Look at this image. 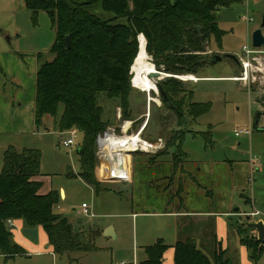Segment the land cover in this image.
I'll list each match as a JSON object with an SVG mask.
<instances>
[{
	"label": "rangeland",
	"instance_id": "374dc122",
	"mask_svg": "<svg viewBox=\"0 0 264 264\" xmlns=\"http://www.w3.org/2000/svg\"><path fill=\"white\" fill-rule=\"evenodd\" d=\"M19 1L0 0V84L4 90L9 89L12 92L18 89V83L14 79H20L23 72L25 77L21 79H29L27 67L33 64L31 59L36 57L38 66L52 59L50 48L55 39V29L49 16L40 11L33 20L31 13L23 8ZM216 13L219 17L218 28L224 31V34L219 45L212 37L208 40V55H238L243 45L251 43V33L259 27L264 36V24L261 27L264 20V0H231L228 6L220 7ZM105 15L112 16L108 13ZM147 58L154 65L152 57L148 55ZM132 65L133 63L129 69L131 90L128 93L129 119L135 121L132 130L137 131L146 119L142 137L149 141L161 138L164 145L169 138L174 140L172 137L175 135L185 133L181 150L185 155L177 153L178 160L175 164L172 148L152 160L149 158L153 153L128 154L131 167L129 181L100 182L106 189L95 194L76 176L79 172L76 148L81 141V134L78 133L75 145L63 147L59 144L57 131L51 126L52 119L46 116L41 127H35L38 135L26 141H33L34 148L40 151V169L41 173L47 176V182L55 188L62 186L66 191L65 200L59 201L55 211L59 212L61 209L73 222L84 223L83 232L94 225L98 228L115 225L119 234L115 238L98 234L91 240L94 244L91 250L53 256L47 250L48 245L45 244L43 234L32 239L23 230H18L19 232L13 233L12 239L15 243L23 237L37 245L38 249L24 247L25 254L13 258L0 256V264H120L122 261L129 264L134 259L139 263L140 246L152 243L157 236H161L169 244L191 234L201 235L203 238L204 225L209 224V221H188L185 228L176 230L175 226L164 227L161 220L163 218L139 214L132 222L131 218L124 214L129 208L137 212L163 210L167 206L177 209L181 205L179 198L184 199L182 202H185L186 209L198 211L236 212L237 209L250 213L259 210L260 215L251 216L249 220L246 219L249 214L242 217L224 214L213 217L211 221H216L218 237L223 245L226 244L224 247H228L227 258H230V264H264V249L258 261L253 262L247 250L241 251L242 245L236 230L229 227V223L244 224L248 230L245 232L247 236L257 240L256 230L247 224L257 222L253 220L258 217L264 222V107L261 103L264 93L256 91L264 89V84L256 82L255 87H252L253 91H249L237 81L224 79L239 75L240 67L234 61L224 58L219 62L209 63L195 75L197 78H204L195 82L179 79L185 85L184 92L176 94L175 100L173 99L174 105H179L183 100L184 106L179 105V117L175 111L162 103L158 91L148 93L131 85ZM257 79H261L259 75ZM96 98L103 109V120L109 122L107 128L118 132V101L108 98L104 92H98ZM149 98L157 99L158 102L150 101ZM189 99L190 102L208 104L209 110L196 118L191 116L187 111ZM62 109V104H59L58 115ZM240 129H248L249 134L235 136L234 131ZM101 138L102 133L99 139ZM16 140L22 139H16L10 133H0V172L3 152L9 142ZM120 168L123 171L122 176L127 177L128 171L122 156ZM72 173L76 174L75 177L68 176ZM106 175L107 173L102 174L103 177ZM95 179L98 181L96 175ZM177 185L182 188L181 195L173 196ZM183 188L186 190L185 195ZM162 190H165L166 197L163 196ZM82 202L90 207L89 211L95 214V217H90L81 210L79 212ZM85 235L89 241L88 234ZM134 244L138 245L136 251ZM200 246L210 259L214 253L222 250L218 243L211 242L209 246ZM170 255L173 256L171 250L166 253V264L172 262Z\"/></svg>",
	"mask_w": 264,
	"mask_h": 264
},
{
	"label": "trees",
	"instance_id": "16d2710c",
	"mask_svg": "<svg viewBox=\"0 0 264 264\" xmlns=\"http://www.w3.org/2000/svg\"><path fill=\"white\" fill-rule=\"evenodd\" d=\"M22 2L33 20L38 12L43 11L55 29V39L50 48L53 57L39 65L35 76V126L40 128L43 119L48 116L55 131L76 129L81 134L76 152L79 162L77 175L97 193L101 187L95 179L96 150L100 134L107 129L109 122L102 118L103 109L97 102L96 94L104 92L108 98L116 99L122 118L129 119V69L137 53L140 34L146 40L145 52L152 57L158 70L172 75H197L211 63L212 55L206 51L208 40L212 37L219 45L224 34L218 28L216 11L228 6L231 0ZM105 13L112 16L107 17ZM196 26L200 27L199 31ZM66 36L69 38L68 49L64 44ZM159 85L166 96L164 99L160 94L162 103L180 117L179 105L184 106L183 100L179 105L173 102L176 94L184 92V83L168 77ZM189 92L192 94V90ZM261 103L264 107V99ZM59 104L63 109L58 115ZM208 110V104L190 102L189 99L187 111L191 116L196 118ZM184 136L185 133H182L172 137L174 140L169 138L164 148L152 154L149 160L172 148L176 164V156L181 153L185 155V152H181ZM40 156V151L33 148L16 150L8 146L3 152L0 172V256L4 258L25 254L24 249L12 239L8 219L22 220L24 229L40 227L55 255L90 250L93 246L91 240L99 232L96 229L86 233L75 231L64 215L54 211L60 195L57 190L40 192ZM181 189L177 185L173 196L181 195ZM229 227L236 230L239 242L249 252L250 259L258 261L264 242L260 246L256 239L248 237L244 224L229 223ZM85 234H88L89 241ZM167 249L162 239H157L144 248L146 257L139 264H164ZM172 249L173 264H230L227 257L223 258L224 250L214 253L210 259L192 238L176 241Z\"/></svg>",
	"mask_w": 264,
	"mask_h": 264
},
{
	"label": "crops",
	"instance_id": "0c3cea01",
	"mask_svg": "<svg viewBox=\"0 0 264 264\" xmlns=\"http://www.w3.org/2000/svg\"><path fill=\"white\" fill-rule=\"evenodd\" d=\"M19 2H21V4L23 5L22 0H20ZM22 7L24 8V5ZM21 60L24 61V59L22 57H21ZM31 61L33 62V64H31L27 67L29 70L27 72V75H29V79H21V77L22 78L25 77L24 72H23L22 76L19 74L21 76V77L18 76L20 79H14L18 83V89L16 91L12 92L9 89L4 90L0 84V133H10L11 136H13L14 138H16V139L21 138L22 139V140H16V142H9L10 144H8V146H13L16 150H21L23 148L36 149V148H34L35 146H33L34 144H32L33 141H32V143L26 141V140H29L28 138L33 139L35 136L38 135V132L35 130L36 126L34 123V98H35V76H36V72H37V69L39 66L37 63L38 59L36 57L34 59H31ZM200 78H204V77L198 76L197 80H200ZM224 79L232 80V79H230V77L224 78ZM197 80H195V81H197ZM19 87H21V88H19ZM44 120H45V118L43 119V121ZM42 134H44V133H42ZM57 136H58V141L60 144L59 132H57ZM76 152H77V150H76ZM138 153H143V152H138ZM143 154H147V153H143ZM127 163H128V177L127 178H123L120 180H109V179L100 178L97 176L98 162H96V168H95L96 178L98 179L99 183L100 182L101 183H109L111 181H114V182L129 181L130 173H131V167H130V162L127 161ZM40 173H41V169H40ZM72 174H74V173H72ZM77 174H78V172H77ZM101 174H104V173H101ZM74 175H76V174H74ZM76 176H78V175H76ZM69 177H73V176H69ZM38 180H40L42 182V187L40 189L41 193H47L50 190H57L59 192V195H60V200H62V201L65 200L66 191H65L64 187H62V186H59L57 188L53 187L52 184L47 182V176H45L43 173H41V176L38 178ZM86 185H88V184H86ZM89 187L92 189L93 193H95V194L98 193V192L96 193L91 186H89ZM100 187H101L100 191L106 189L104 187V185L100 184ZM183 189L185 190V188H183ZM184 190H182V192H184L183 195H185V192H186V190L185 191ZM161 192L164 196L165 190H162ZM165 197H166V195H165ZM182 201H184V199H182ZM247 202H249V201H247ZM83 203L84 202H82L80 204L79 212L82 211L81 205ZM180 204H181L180 206H182V207L179 206L177 209H171V208H169V206H167L163 210H157V211L151 210L149 212H147V211L137 212L136 210L129 208V211L124 212V214L129 216L131 218L132 222H134V220H136V218L138 217L139 214H145L146 217L163 218L161 220H162V224H164V227H170L171 228L172 226H175L176 230L177 229L182 230L183 228H185L186 227L185 223H187L188 221H200V220H204V222L209 221V224L207 223L204 225L203 238L201 237V235L195 236L194 234L193 235L191 234L189 236H187V235L183 236V238H180V240L192 238L195 240V243L198 247H202L200 245L209 246L211 244V242H212V244L218 243L219 245L222 246V250L225 251V254L227 257L228 247H224L226 244L225 245L222 244L221 239L218 237L219 230L216 227V221L214 223V221L212 222L211 219L213 217L214 218L217 217V215H224V214H230V215H233L236 217H242V216H245L246 214H248L249 212H240L237 209L235 211H238V212H230V211L224 212L223 210L221 212H216V210L215 211H198V210H194V209H186L184 206L185 202H180ZM56 207L58 208V204L55 206V208ZM55 208H54V211H55ZM89 209H90V207L88 206V210ZM255 211H259V210H255ZM56 213L64 215L69 220V222L73 225L75 231H82V227H83L82 224H84V223H82L81 221L73 222V220H71L66 214H64L63 210H61V209H59V212H56ZM90 217H95V214L91 213ZM259 218H261V217H258L257 219H255L253 221H258ZM173 221L175 222V224H173ZM15 227L17 229H15ZM107 227H108V225H105L102 228H98L96 225H94V226L88 227V229L86 231H84V233L88 232L90 229H96L99 231L98 234H103L104 236H107V237L115 238L118 236L119 230H118L117 226L113 225L111 227H108V228ZM35 229L37 230V237L41 234L44 235L45 244L48 245L47 250L50 253H52V255L54 256L55 254L52 252V247L48 244L47 236H46L45 232L40 227L35 228ZM18 230L19 231L24 230L22 220H12V229H11L12 233L19 232ZM134 238H136V236ZM157 239H162V241L168 246V249L166 250V252L164 254V264H166L165 263L166 253L169 250L173 251L172 245L176 241H179V240H176L174 243L169 244V243H166L161 236H157L152 243L142 244V246H140V248H139L140 252H141V260L140 261L144 260L146 257L145 252H144V248L153 244ZM17 243H18V245H21V247L23 249H24V247L25 248L26 247H32V248L34 247V249H38L37 245H33L32 243H30L28 240H26L23 237H20V240L17 241ZM92 247H94V244ZM137 247H138V245L136 246L134 244V251L137 250ZM200 249L202 250V248H200ZM243 250L246 251L247 249L242 245L241 251H243ZM24 252H25V250H24ZM36 253H38V252H36ZM169 257L172 258L171 259L172 262L170 260L169 261L173 264V256L170 255ZM228 259L230 260V258H228ZM171 263H167V264H171Z\"/></svg>",
	"mask_w": 264,
	"mask_h": 264
},
{
	"label": "built area",
	"instance_id": "2783aa9c",
	"mask_svg": "<svg viewBox=\"0 0 264 264\" xmlns=\"http://www.w3.org/2000/svg\"><path fill=\"white\" fill-rule=\"evenodd\" d=\"M239 67H240V73L238 76L230 77L233 81L239 82L242 87L247 88L249 91H253L252 87H255L254 84L258 82L259 84H264V48H254L252 47L251 43L243 45L241 48V52L236 55ZM261 79H257V76ZM258 80V81H257ZM256 90V89H254ZM260 90L261 94L264 93V89H257L256 91ZM116 118L119 120V123L117 125V128L119 129L118 132H116L112 128H107L102 133V138L99 139L97 150H96V159L97 161L100 160L102 157L105 162L109 164V169L107 171L106 179L109 180H120L123 178V171L121 168L118 167V165H115V162L119 163L118 160L122 156L126 163V168L128 171V163H127V155L132 154L135 152H143V153H156L164 148V141L161 138H158L156 141H149L142 137V133L146 127L147 120L140 125L139 129L137 131L132 130V126L134 122L129 119L122 118L121 115V109L117 108L116 111ZM129 124V125H127ZM65 134L67 136H65ZM241 134H249L248 129H240L235 130L234 135L239 136ZM60 135V144L65 147L69 148L73 145H75V139L78 136V131L76 129H70L64 132H59ZM109 135H115V136H135L140 137L138 140L134 141V146L131 149H118L117 152H109L104 145L105 140L108 138ZM113 153V154H112ZM114 168L115 171L120 170V179H115L109 176V173L111 172V169ZM82 211L84 214H91L88 210V206L86 203H83L81 205ZM251 216H257L260 215V212L255 211L248 213ZM7 224L9 227L12 228V220L8 219ZM120 264H127L124 261H122ZM129 264H139L135 259L129 263Z\"/></svg>",
	"mask_w": 264,
	"mask_h": 264
},
{
	"label": "bare ground",
	"instance_id": "6f19581e",
	"mask_svg": "<svg viewBox=\"0 0 264 264\" xmlns=\"http://www.w3.org/2000/svg\"><path fill=\"white\" fill-rule=\"evenodd\" d=\"M145 42L142 36H139V43H138V51L137 55L133 61V65L131 67V85L138 90H145L146 92H157V87L155 86V81L158 78H150L149 75L151 73L156 72V68L152 63L149 62L146 52H145ZM178 79L182 81H195L197 77L193 74H183L176 76ZM150 97V96H149ZM151 101L158 102L157 99H151ZM129 125V124H127ZM140 137L135 136H115L109 135L108 138L105 140L104 145L105 148L109 152H117L118 149H131L134 146V141L138 140ZM113 154V153H112ZM98 162L97 167V176L100 178H106V176H102L101 173H107L109 169V164L103 160L101 157ZM119 163L115 162V165H118L120 168V159L118 160Z\"/></svg>",
	"mask_w": 264,
	"mask_h": 264
},
{
	"label": "water",
	"instance_id": "95a60500",
	"mask_svg": "<svg viewBox=\"0 0 264 264\" xmlns=\"http://www.w3.org/2000/svg\"><path fill=\"white\" fill-rule=\"evenodd\" d=\"M263 24H264V20L261 23V27L263 26ZM196 28H197L198 31L200 30L199 26H196ZM139 36H143V35H139ZM139 36H138V41H139ZM64 44H65V48L68 49L69 48V38L67 36L65 37ZM251 45L254 48H264V36H263V34L261 32V28L260 27L255 29L251 33ZM224 58L232 60L237 65H239L238 59H237L236 55H234L233 53L214 54V55H212L211 63L219 62V61H221ZM149 77L153 78V79L158 78L155 81V85L157 87L158 93L161 94V96L164 99L166 98V96H165L164 91L160 87L158 81H164L168 77L178 78V77H176L174 75H171V74L165 73L163 71H160L157 68H156V72L155 73H151L149 75ZM258 116H257V118H258ZM255 123H257V120L255 121ZM76 150L78 151V148ZM120 173H121L120 170L115 171L114 168H112L111 172L109 173V176L112 177V178H115V179H120L121 178ZM246 219L249 220L250 216L246 215ZM247 225H248V227L256 230V232H257V241H258V243L261 246L263 244V242H264V222L259 220V221L254 222V223H248ZM23 232L28 234L32 239H35L37 237V230L34 229V228H25L23 230Z\"/></svg>",
	"mask_w": 264,
	"mask_h": 264
}]
</instances>
